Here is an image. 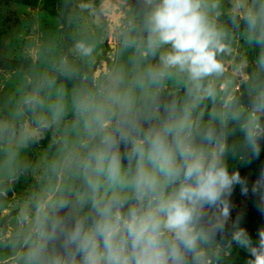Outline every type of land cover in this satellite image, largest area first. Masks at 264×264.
I'll return each mask as SVG.
<instances>
[{"label":"clouds","instance_id":"clouds-1","mask_svg":"<svg viewBox=\"0 0 264 264\" xmlns=\"http://www.w3.org/2000/svg\"><path fill=\"white\" fill-rule=\"evenodd\" d=\"M143 4L102 77L88 82L61 57L19 96L11 121H0V198L32 167L26 150L39 134L54 129L56 145L34 210L18 217L26 228L12 241L14 264H223L233 242L249 253L245 264H264V228L253 243L238 219L231 239H217L235 186L248 193L229 171V137L238 129L252 158L264 140V0L232 17L257 50L247 104L214 87L225 70L220 56L230 52L229 32L217 23L220 0ZM96 47L81 38L73 53L90 63ZM251 191L264 205V171Z\"/></svg>","mask_w":264,"mask_h":264},{"label":"rangeland","instance_id":"rangeland-1","mask_svg":"<svg viewBox=\"0 0 264 264\" xmlns=\"http://www.w3.org/2000/svg\"><path fill=\"white\" fill-rule=\"evenodd\" d=\"M52 3L53 0H0V121H11L19 96L31 87L38 73L61 57L66 59V52L75 56L73 45L78 39H88L97 46L94 58L86 63L91 69L88 82L93 76L102 77L117 62L116 51L122 29L144 7L143 0H72V5L62 17L51 11ZM251 6L252 0H220L217 18V23L229 32L226 42L230 43V52L220 56L225 70L214 82V87L219 97L233 94L243 104L250 100L243 87L255 70L254 48L246 43L243 29L234 26L232 19L220 17H239ZM69 24L72 34L66 50V29ZM67 86L71 88L73 85ZM211 107V102L206 101L205 119ZM71 119L69 115L64 124H70ZM22 123L24 121L16 123L17 131ZM62 130L63 126L57 135ZM53 131L49 129L39 134L37 142L30 143L26 157L32 167L13 183L6 197L0 198V264H14L12 241L26 228L18 222V217L34 210L31 197L39 192L45 182L42 165L53 156L56 148L51 144ZM241 139L238 129L230 135L229 145L236 147V155H230L227 163L230 172L238 171L246 180L248 193L242 194L241 185L235 186L229 198L230 217L224 232L217 233V239L221 242L231 239L232 225L239 219V226L247 231L253 243H258V230L264 228V211L259 195L251 189L264 168L241 147ZM3 147L0 142V155ZM227 256L223 264H245L250 258L249 253L234 242Z\"/></svg>","mask_w":264,"mask_h":264},{"label":"trees","instance_id":"trees-1","mask_svg":"<svg viewBox=\"0 0 264 264\" xmlns=\"http://www.w3.org/2000/svg\"><path fill=\"white\" fill-rule=\"evenodd\" d=\"M252 3H253V0H252ZM71 5H72V0H53L51 11L57 12V14H60L63 17L67 13V11H68V9L70 8ZM232 17H236L237 19L239 18V17L234 16V15H230L228 17L221 16L220 18H222V19L223 18L224 19H230L231 20ZM239 28L243 29V21L239 22ZM66 30H67V32H66L67 37H66V41H65L66 42L65 43L66 44L65 48H66V50H68V45H69V41H70L71 34H72V27H71L70 24H69V26H67ZM256 55H257V50L254 49L253 57L255 58ZM254 58H253V60H254ZM66 59L68 61H70L71 63L76 64L77 66H79L83 73H87L88 74V79L91 77V69L87 66V64L85 62H83L79 58L71 55L69 52H66ZM254 63H255V60H254ZM254 66H255V70L254 71H259L258 66L256 65V63H255ZM260 75L263 77V72H261ZM78 82L79 81H66V83L69 84V85H73L74 83H78ZM243 88H244L245 94L248 96L247 91H246V85ZM262 119H264V118H262ZM254 159H255L256 163L260 167L264 168V140H261V152H260L258 158H254ZM260 206H261V209L264 208V205L261 204ZM225 257H229V256H225Z\"/></svg>","mask_w":264,"mask_h":264}]
</instances>
